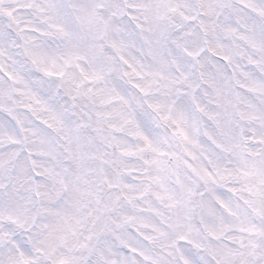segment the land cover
<instances>
[{
	"label": "snow or ice",
	"instance_id": "1",
	"mask_svg": "<svg viewBox=\"0 0 264 264\" xmlns=\"http://www.w3.org/2000/svg\"><path fill=\"white\" fill-rule=\"evenodd\" d=\"M0 264H264V0H0Z\"/></svg>",
	"mask_w": 264,
	"mask_h": 264
}]
</instances>
